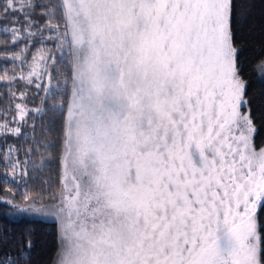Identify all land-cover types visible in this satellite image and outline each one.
Here are the masks:
<instances>
[{
  "label": "snow or ice",
  "instance_id": "obj_1",
  "mask_svg": "<svg viewBox=\"0 0 264 264\" xmlns=\"http://www.w3.org/2000/svg\"><path fill=\"white\" fill-rule=\"evenodd\" d=\"M234 9V0H0L13 45L36 35V11L44 23L64 18L48 30L71 69L62 74L64 97L71 82L63 188L51 203L39 193L24 204L0 200L12 213L59 222L53 264H264L254 215L264 207V148L250 143L242 111ZM48 61L60 62L40 50L20 79L35 83ZM253 74L264 79V60ZM0 130L21 133L6 122ZM19 259L5 253L0 264Z\"/></svg>",
  "mask_w": 264,
  "mask_h": 264
},
{
  "label": "trees",
  "instance_id": "obj_2",
  "mask_svg": "<svg viewBox=\"0 0 264 264\" xmlns=\"http://www.w3.org/2000/svg\"><path fill=\"white\" fill-rule=\"evenodd\" d=\"M36 2L55 6L61 3V0ZM234 4L233 33L238 49L237 64L241 77L247 82L245 95L247 104L243 109L251 115L253 127L251 144L255 149H260L264 146V79L253 74V69L258 61L264 60V0H234ZM34 19L37 22V27L33 29L36 35L33 37L25 33L16 45L12 44V37L5 36L3 28L0 27V51L9 53L0 54V122L6 120L9 123L14 119L17 103H20L24 112L28 114L18 125L21 130L19 135L0 134V200L7 197L14 199L18 204L25 203L23 197L26 195H33L35 198V194H42L46 203L52 202L48 199L50 196H57L62 183V141L66 110L71 95L69 81L68 96H63L62 75L71 71L70 65L67 58L61 56L58 48H52L55 43L54 37H48V30L54 28L58 22L62 24L64 18L61 15L59 20H53L51 24L44 23L48 15L38 10ZM0 21L6 25L12 23L11 19L3 17H0ZM20 23L24 24V21L21 19ZM60 31H63V27ZM25 42L28 44L27 49L24 47ZM22 50L26 59L17 60L16 55ZM40 50L45 53L51 51L60 61L56 64L49 61L48 68L55 84L52 87V92L56 93L55 99L52 92H44L43 82L39 83L42 87L38 88L35 83L29 84L26 79H20L29 71L30 59L40 53ZM5 63L8 65L7 68ZM53 67L55 72L50 71ZM13 73L15 79L11 78ZM6 74L8 78H4ZM57 78L60 80L59 90ZM37 142L43 147H37ZM9 149H12L11 164L5 160L9 155ZM17 159L18 174L16 173L17 179L13 182L10 175L13 174V162H17ZM25 170L26 176L23 174ZM254 215L261 237V252L264 254V207L258 205ZM58 248L59 227L56 220L12 213L7 204H0V257L5 253H11L13 257H20L18 264H53Z\"/></svg>",
  "mask_w": 264,
  "mask_h": 264
},
{
  "label": "rangeland",
  "instance_id": "obj_3",
  "mask_svg": "<svg viewBox=\"0 0 264 264\" xmlns=\"http://www.w3.org/2000/svg\"><path fill=\"white\" fill-rule=\"evenodd\" d=\"M35 56H39V53H37ZM33 58L32 59H30V62H29V71L27 72V73H25V74H23L24 76H27L28 75V73L31 71V69H32V67H33ZM50 67V62L48 61L47 62V65H46V67H45V65H44V62H41V66H40V68H38L37 69V75H35V76H33L32 77V79H34L35 80V85L37 86L40 82H43L44 83V86H45V89H44V92L45 93H49V88H51L52 89V87L53 86H55V84H54V81L51 79H49V76H50V74H49V72H48V68ZM27 80V79H26ZM28 81V80H27ZM69 101H70V99H69ZM16 113H15V115H14V119H10L11 121L8 123L6 120H3V121H1L0 123H5L6 122V124L7 125H10L11 126V128H17L18 127V125L23 121V120H20V118H19V115H18V110L16 109ZM242 111L245 113V114H247L246 113V111L244 110V109H242ZM67 119H68V108H67V110H66V122H65V127H66V123H67ZM252 132H253V127H252V130L248 133V135H249V137H250V143H251V135H252ZM5 133H7V132H5V131H3V130H0V134H5ZM7 134H12V135H15V133H7ZM262 148H264V146L262 147ZM255 150H259V149H255ZM63 155V154H62ZM15 164H17V162L15 161V162H13V165H15ZM15 173H17L18 174V172H17V169L15 168ZM12 174V173H11ZM16 174V175H17ZM13 175V174H12ZM12 175H10V180H11V177H12ZM65 179V177H64V169H63V173H62V181ZM68 180L70 181L71 180V175H70V173H69V176H68ZM62 188H63V183H61V187H60V189H59V191H58V193H57V196H59L60 195V192H61V190H62ZM257 208V207H256ZM255 213V212H254ZM50 219H53V220H56L54 217H52V218H50ZM57 221V220H56ZM57 223H58V227H60V225H59V222L57 221Z\"/></svg>",
  "mask_w": 264,
  "mask_h": 264
},
{
  "label": "water",
  "instance_id": "obj_4",
  "mask_svg": "<svg viewBox=\"0 0 264 264\" xmlns=\"http://www.w3.org/2000/svg\"><path fill=\"white\" fill-rule=\"evenodd\" d=\"M258 207V206H257ZM257 209V208H256ZM256 209H255V211H256Z\"/></svg>",
  "mask_w": 264,
  "mask_h": 264
}]
</instances>
